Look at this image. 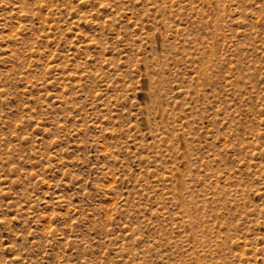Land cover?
<instances>
[{
    "label": "rangeland",
    "instance_id": "1",
    "mask_svg": "<svg viewBox=\"0 0 264 264\" xmlns=\"http://www.w3.org/2000/svg\"><path fill=\"white\" fill-rule=\"evenodd\" d=\"M0 264H264V0H0Z\"/></svg>",
    "mask_w": 264,
    "mask_h": 264
},
{
    "label": "bare ground",
    "instance_id": "2",
    "mask_svg": "<svg viewBox=\"0 0 264 264\" xmlns=\"http://www.w3.org/2000/svg\"><path fill=\"white\" fill-rule=\"evenodd\" d=\"M178 186H179V184H178Z\"/></svg>",
    "mask_w": 264,
    "mask_h": 264
}]
</instances>
